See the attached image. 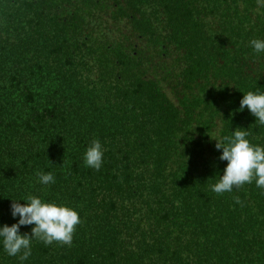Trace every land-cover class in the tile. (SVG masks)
Wrapping results in <instances>:
<instances>
[{"label":"trees","instance_id":"obj_1","mask_svg":"<svg viewBox=\"0 0 264 264\" xmlns=\"http://www.w3.org/2000/svg\"><path fill=\"white\" fill-rule=\"evenodd\" d=\"M253 39L264 0H0V227L28 196L81 218L71 246L33 239L24 261L0 237V264H264V189L211 190L216 140L241 127L264 147L239 110L264 93Z\"/></svg>","mask_w":264,"mask_h":264},{"label":"clouds","instance_id":"obj_2","mask_svg":"<svg viewBox=\"0 0 264 264\" xmlns=\"http://www.w3.org/2000/svg\"><path fill=\"white\" fill-rule=\"evenodd\" d=\"M258 5L261 0H257ZM252 47L256 52L264 51V40L253 39ZM247 108L256 117L259 124L264 125V93L248 91L240 101L239 110ZM250 133L244 128L237 127L232 137H225L227 143L216 140L215 147L223 149L220 160L227 161L223 175L211 186L217 194L231 192L255 180L256 186L264 189V147L253 145L247 139ZM104 149L98 139H93L85 153V164L99 170L103 163ZM39 182L43 185L54 183L52 173H38ZM241 203L239 197L235 198ZM12 216L19 220L12 225L0 227V237L4 250L10 256H17L21 261L31 255L33 239L43 241L46 245L58 242L71 246L76 226L81 218L76 210L69 206L57 205L55 202H45L37 196H28L24 204L12 200ZM23 225H34L31 234L20 232ZM22 253V254H21Z\"/></svg>","mask_w":264,"mask_h":264}]
</instances>
